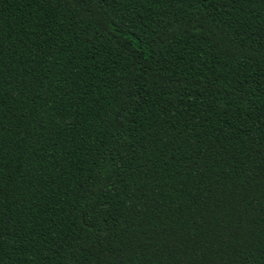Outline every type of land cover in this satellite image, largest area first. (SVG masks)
I'll list each match as a JSON object with an SVG mask.
<instances>
[{"label":"trees","instance_id":"16d2710c","mask_svg":"<svg viewBox=\"0 0 264 264\" xmlns=\"http://www.w3.org/2000/svg\"><path fill=\"white\" fill-rule=\"evenodd\" d=\"M0 264H264V0H0Z\"/></svg>","mask_w":264,"mask_h":264}]
</instances>
